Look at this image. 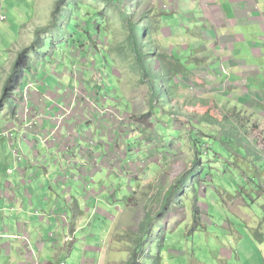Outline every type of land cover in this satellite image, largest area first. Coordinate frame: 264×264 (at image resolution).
I'll use <instances>...</instances> for the list:
<instances>
[{"label": "rangeland", "instance_id": "rangeland-1", "mask_svg": "<svg viewBox=\"0 0 264 264\" xmlns=\"http://www.w3.org/2000/svg\"><path fill=\"white\" fill-rule=\"evenodd\" d=\"M68 1L76 5L67 7ZM180 2L173 10L174 3L170 0H115L111 4L118 5L122 11L129 10L125 12L130 17L129 24L124 20L125 13L120 14L103 0H60L63 9L53 15V18L56 15L61 18L60 27H54L53 31L61 30V33L53 36L43 31L36 33V29L52 19L56 0H9L5 4L6 17L0 21V74L3 70L10 73L15 56L22 50L20 37L26 45L31 37L32 41L38 38L36 42L43 39V46L38 51H30L28 68L22 72L19 84L14 88L17 89L15 97L21 99L17 120L20 122L21 113L23 133H15L9 128L12 127L10 123L3 125L2 129H8L11 136H5L4 129L0 132V146L7 145L10 151L0 152V172L19 175L15 182L8 179L1 185L2 222L12 218L24 219L29 214V208L22 206L23 201L28 202L24 197L26 193L31 196L29 200L34 208L43 193L47 201L43 206L45 213L41 212L40 216H56L65 221L77 219L78 224L86 222L89 227H106L107 230L102 229L101 233L107 231L108 236H112L109 256L115 264H127L138 246L135 240L139 234L145 235L144 240L152 241L155 253L161 249L160 264H264V158L251 157L252 164L261 170L259 175L255 172L259 176L256 181L262 186L259 192L255 191L258 188L254 184L255 188H252L244 181L247 175L238 174L248 164L245 160L234 162L231 158V165L236 166L231 169L227 163L221 164L222 160L212 158L210 163L203 164L202 170L185 172L193 156L188 136L192 128L188 118H200L195 115L203 116L206 110L217 113L219 119L225 113L233 119L244 118L249 136L252 140L258 138V147L264 151V38L261 39L263 44L258 38L264 35V31L260 25L248 21L230 25L231 16L226 17L228 20L221 19L225 16L217 19L208 9H202L198 17V8L189 10L191 7ZM220 2L223 4L225 0ZM35 5L38 6L35 8ZM261 9L264 17V8ZM216 22L218 27L220 23L225 25L224 28L234 26L229 34H239L243 40L241 37L234 42L219 40L212 28ZM24 24L29 27L26 26L21 36ZM203 29H210L214 35L212 39L205 37L201 44L198 37ZM77 31L83 41H74L71 45L67 41L72 36L77 38L74 36ZM129 31L141 49L153 52L146 58L143 53L141 58L151 72L150 77L139 73L132 58L123 55L125 47L121 45L127 43ZM89 34L91 40L88 42ZM99 51L113 61L112 66ZM223 55L237 59V62L231 60V65L227 64L221 58ZM240 61L243 67H240ZM37 64L41 65L36 67ZM174 64L179 67L173 73L170 67ZM189 72L191 76L187 75ZM62 75L63 79L59 78ZM48 76L49 81H45ZM38 85H43L44 90L40 92L33 88ZM34 89L44 96L46 104L53 105L49 108L45 104L44 111L36 110L38 107L30 101L34 99ZM153 98L157 104L155 107H152ZM189 103L193 105L192 109L185 105ZM25 108L30 111L26 112ZM142 115L144 120L138 122L137 116ZM43 120L54 123L57 127L52 129L56 131L74 128L70 138L72 144L77 141L75 146L81 144L90 149L86 151L82 147L80 151L92 154V157L84 155V161L91 162L83 166L105 173V164L112 168L114 175L110 180L108 175L106 179L102 178L105 187L94 189L88 184L86 188L81 181L82 174L78 173L81 167L76 165L81 156L67 153V157L58 160L45 152L49 147L33 144L35 141L27 133L38 132L42 137H50L44 141L47 144L53 140L41 131ZM74 122H87L90 130L83 134L82 127L73 125ZM254 123L259 128H253ZM146 126L152 130L147 131ZM228 129L226 126L225 130ZM240 129L243 132L241 124ZM216 131L214 127L213 132ZM34 136L36 141L40 140L38 135ZM82 138L86 142L79 141ZM103 152L105 154L101 156ZM132 153L135 158H131ZM221 154L228 156L224 152ZM61 164L64 165L61 183L70 182L65 194L61 183L52 182L47 177V174L58 175ZM207 175L211 177L208 180ZM73 176H76L75 180ZM122 176L123 181L119 179ZM85 177L87 182L95 178L94 174ZM27 180H31L28 184L31 190L27 187ZM10 181L21 194L7 184ZM174 183L177 188L173 187L167 200L163 201L164 192ZM158 187L163 188L159 194ZM197 191L198 201L195 200ZM73 199L75 202H71ZM15 200L19 203L16 204ZM161 203L172 207L170 218L155 216L154 222L144 219V224H139L141 210L133 207L142 206L156 214L161 211ZM55 205L57 209L62 208L56 211L59 214H48ZM108 205L112 208L107 210ZM194 206L199 210L198 219ZM95 207L107 210L109 213L104 216L110 220L105 221L99 216L103 212L94 210ZM63 208L67 215L60 214ZM74 214H77L76 218H73ZM149 231L152 237L148 236ZM45 232L50 238L46 229ZM0 236V264H9L13 244L8 237L14 235ZM52 238L58 240L59 236ZM101 238L103 236L90 234L89 228H83L75 237V251L89 250ZM62 239L66 243L73 242L71 236ZM99 244L103 246L101 241ZM91 256L90 252L87 255L82 253V263ZM139 261L144 259L139 257ZM60 264H66V261L61 260Z\"/></svg>", "mask_w": 264, "mask_h": 264}, {"label": "crops", "instance_id": "crops-1", "mask_svg": "<svg viewBox=\"0 0 264 264\" xmlns=\"http://www.w3.org/2000/svg\"><path fill=\"white\" fill-rule=\"evenodd\" d=\"M41 1V0H39ZM57 1V0H56ZM180 3H186L185 6L191 7L189 10H196L197 8L198 10V14L199 12H201L202 9H208L210 10V12L213 14V17H216L217 19L219 17L225 16V18H221L223 20H226L227 16H231L233 19H230L229 21H231V23L228 22V24H234L237 25L239 22H246L248 21L249 23H256L258 25L261 26V31H264V17L262 16V7L264 8V0H225V2L222 4L220 1L221 0H180ZM9 0H6L5 2H0V15H3L4 17H6L5 13H4V6L6 3H8ZM55 2V1H54ZM171 3H174L172 6L173 10H175L176 6L178 8V4H179V0H170ZM35 5L34 7L36 8ZM198 17H200V14L198 15ZM228 20V19H227ZM3 21V20H0ZM26 26L29 27V24H24V30L21 32V36H23V34L25 33V29ZM38 26V25H37ZM215 27L212 26V28L214 29V32H216V34L219 35L218 39L222 40L224 42H234L233 40L240 38L243 40V37L239 34H229V30L234 27L231 26L229 28H224L225 25L220 23L219 27L217 22L214 24ZM204 27V26H203ZM224 28V29H223ZM210 30V29H209ZM208 29L205 30L203 29V31L199 34L198 39L201 41V44H203L204 42V38L207 37L208 39H212V35L211 32ZM259 40L264 38V35L259 36L258 37ZM20 48L23 49L27 46H29L32 43V37L30 39V43H28L27 45L24 44L22 42V37H20ZM241 40V41H242ZM262 43V40H261ZM263 44V43H262ZM208 48L215 50L216 48H214L213 46H207ZM226 47V45L224 46ZM19 48V49H20ZM233 48V47H232ZM236 49V48H235ZM237 50V49H236ZM220 51V50H218ZM222 52V50H221ZM238 54V53H237ZM236 55V54H235ZM231 55H229L230 57ZM16 57V56H15ZM224 60L227 61V64H230V61L232 60L233 62H237V59L234 60L230 57V59H228V57H225L224 55L221 57ZM240 67H243L242 61L239 62ZM244 63V62H243ZM225 63V65H227ZM248 64L252 65L251 61H248ZM41 64H37L36 67H38ZM231 65V64H230ZM1 67V66H0ZM9 71L7 70H3L2 74H0V132L4 129H2L3 125H5L6 123L12 126L9 128H13L15 133H23V127L20 124H24L23 120H22V115L21 113L19 114V119L20 122L17 120V113L20 110V104L17 101V103L11 107L9 105L6 104L5 99H3L2 97V92H3V87H4V82L6 80V78L8 77ZM50 76L47 77V79H45V81H49ZM59 78L63 79V75L60 76ZM33 88H36L37 90H39L40 92L42 90H44V86L43 85H38L37 87L34 86ZM34 89L33 92L35 93L34 95V99H30V101L32 103H35V105L38 107L36 109V106H34V109L36 110H40V111H44L45 109V102L43 101L44 96H40V94L37 92V90ZM58 89V88H57ZM49 91H47L48 93ZM46 93V94H47ZM58 94V93H57ZM47 96H49L47 94ZM56 96V95H54ZM59 96V94H58ZM50 97V96H49ZM17 97H13L12 100H14ZM44 103V106H42V104ZM61 103V102H60ZM46 105H48V107L50 108L53 103L48 102ZM62 107V106H61ZM59 108V107H58ZM57 108V110L59 111V109ZM44 118V117H41ZM93 124H95L98 127L97 123L92 122ZM73 125L76 126H80L82 127V131L81 133L86 134V132L88 130H90V126L89 124H87V122H83L81 124H79L78 122H74ZM38 126V125H36ZM8 127V126H7ZM5 127V128H7ZM57 126H55L54 123H49L48 121H44L41 124L40 128L42 132L47 133V136H51L52 137V141H50V144L52 146H50V144L44 143L45 140H49V138L46 137H42V133H35L33 135H31L32 133H27L26 135H29L31 137V139L33 141H35L33 144L36 145H40L43 147H49L47 150H45V152L47 151L49 153V156L51 157H56L58 158V160H61L60 158L64 159L65 157L68 156L67 153H72L75 157L76 156H81L82 158H79V162H76V165H79V167H81V169H78V173L82 174L81 176V181L85 184L86 188L88 187V184H90L94 189H98L102 187H105L104 185V181L102 178H105L108 176H110L108 179L110 180V178L114 175V173L112 172V168H109L108 165H104L105 169H107V172H103V170L101 171H91L90 169L92 168H86L84 163H90V161H84V155H89L92 157V154L89 153H84L82 151H80V149L82 147L85 148L86 151H90L89 148H86L85 146H82L81 144L78 147L75 146V142L74 144H72V142L70 141L71 136L74 134V128H63V129H59V130H54L52 128H56ZM2 129V130H1ZM80 133V135H81ZM34 135H38L40 137L39 141H36V136ZM29 137V138H30ZM84 141L86 142L85 138L80 139L79 141ZM28 144L30 145V142L27 141ZM5 146V147H4ZM33 146V145H31ZM65 147L62 148V147ZM72 146V147H71ZM71 147V148H70ZM2 150H7L9 151L7 145H2L0 146V152ZM69 151V152H67ZM10 152V151H9ZM103 154H105V152L102 153L101 156H103ZM36 155V153H35ZM37 156H40L39 153L37 154ZM97 154L94 155V157H96ZM66 160V159H65ZM62 162V161H61ZM66 162H69V160L67 159ZM70 164V163H69ZM8 166H7V170H8ZM63 168L64 165L61 164L60 166V173L57 175L55 174L54 176L47 174V177L53 182V180L58 181V183H61V178L63 175ZM9 171V170H8ZM47 172V171H45ZM95 172V173H94ZM90 174H94V179L90 182H87L86 180V175H90ZM76 176H73V180H75ZM119 178V177H118ZM122 176L121 181L125 180V178ZM8 179H13L12 181L15 182V180L19 179V175L18 174H8V172H4L1 173L0 172V188L1 185L4 183V180H8ZM80 179V178H79ZM85 181V182H84ZM31 182L27 180V187L29 190H31V188H29L28 184ZM70 182H63L62 184V188L65 194L68 188V184ZM7 184L15 190V192L20 193V190H17V187L10 181L7 182ZM19 188L21 186L17 185ZM138 186V185H137ZM138 188V187H137ZM136 188V189H137ZM138 190H141L140 188H138ZM138 190H134L133 192H137ZM92 191V190H89ZM41 192V191H40ZM132 192V193H133ZM128 194V193H127ZM27 196H23L26 197L27 201H23V207L25 209H27V207L29 208V214H26V217L22 220H18L16 218H12L11 216L9 218H12L10 221L8 220L7 222H2L0 219V235L3 234H9V235H14V237H8L11 239L12 242V246H13V255L10 257V262L9 264H60L61 260H65L66 264H72L73 261L76 262V264H115L114 260L112 259L111 256H109V252L111 251V235L108 236L107 231H104L101 233L102 229L103 230H107L106 227L103 226H97L96 228L93 227H89L86 226V222L85 223H79L78 224V220L77 219H73L71 221H65L64 223H62L61 221L59 222L57 217L54 216L56 213L59 214V212H56L58 209H62V208H56L57 205L53 206L51 208V210L48 211V214L53 215L54 217H49V218H45V216H40L41 212L44 214V208L43 206H45L44 204L46 203V197L44 196L43 193H41L40 197H39V202L36 208L35 205L29 200L30 199V195L29 193H26ZM93 198V197H90ZM66 199V197H65ZM95 200V199H93ZM21 201V199H20ZM75 200H71V202ZM105 202V201H104ZM15 203L18 204L19 200H15ZM124 203V202H122ZM127 205V204H126ZM15 206V205H14ZM17 206V205H16ZM124 206V204H123ZM134 206H139L137 204H134ZM0 207H3V198L0 195ZM115 207V206H113ZM129 208V206H127ZM112 205H108L107 206V210L111 209ZM134 209L138 208L140 209L141 212L140 214H138L139 216V222H141L145 216H149L151 218L150 222L152 223V220L154 219L152 216H155V212H148V210L145 209L141 206L140 207H133ZM95 209H100L103 212V215H99V216H103L105 219V221L110 220L107 219V217L104 216V213L108 214L109 212L107 210H103L101 208L95 207ZM115 210V208H114ZM60 214H66V209L63 208V213ZM77 214L73 215V218H76ZM155 221V219H154ZM93 222H95V220H93ZM92 222V223H93ZM99 222V221H98ZM111 222V221H110ZM100 224V223H98ZM89 228L90 234H92L94 237H100L103 236V238H101V240L97 241L96 244H92V246H90V249L87 250L83 249L82 253L84 255V252L87 254H89V252L91 253V257H87L86 262L82 263V253L75 251L76 250V242H75V237L78 235V232L83 230V228ZM45 229L49 232V237L46 235ZM109 229V228H108ZM111 230V229H110ZM150 232V231H149ZM29 234L30 237V244L31 247L33 249V255L29 256V254H27L24 249H23V242H21V240L17 239L15 236L17 235H22V234ZM150 234H152V232H150ZM58 235L59 239H54L52 238V236ZM61 235V236H60ZM104 235L106 236V238H104ZM66 236H71L73 239V242L71 244V241L69 243L63 242L62 237H66ZM140 236V234L136 237V239H138V237ZM1 237V236H0ZM3 237V236H2ZM6 238V237H5ZM56 241V242H55ZM102 242L103 246L100 247L99 242ZM55 242V244L53 243ZM145 242H148L147 240H145ZM152 242V241H150ZM153 244V243H152ZM231 254V253H230ZM229 254V255H230ZM73 258V259H72ZM6 264H8L6 262Z\"/></svg>", "mask_w": 264, "mask_h": 264}, {"label": "trees", "instance_id": "trees-1", "mask_svg": "<svg viewBox=\"0 0 264 264\" xmlns=\"http://www.w3.org/2000/svg\"><path fill=\"white\" fill-rule=\"evenodd\" d=\"M103 1L107 5L108 4L112 5L113 8H115L122 15L125 12L129 11V10L122 11L121 9H119L118 5L111 4V3H114L115 0H103ZM59 3H60V0H57L55 3L54 9H52V13H51L52 19H50L46 25L38 27L36 29V33H40L43 31V32L52 34V36L58 35L61 33V30L57 31V32L53 31L54 27H56V26L60 27L59 22L61 21V18L57 17V15H56V18H53V15H55L56 13L60 12L63 9ZM74 5H76V4H74L70 1L67 2V7L73 8ZM75 10L78 11L77 8ZM123 17L125 18L124 20H127L128 23L131 24L129 15L127 16L125 13V15H123ZM64 19H66V18H64ZM50 30H51V32H50ZM146 31H147V29L145 28V36H147ZM52 32H54V34ZM76 33L77 34L74 36H76L77 38L73 37L71 34V36H72L71 39H69L67 41L71 45L73 44L74 41H80V42L83 41V40H80L79 31H77ZM98 33H100V31ZM37 39L32 41V43L29 46L23 48L22 50H20L18 52L16 59L12 65L11 71H10L8 77L6 78L5 82H4L2 97H3V99H5V102H7V101L11 102V104L9 105L11 107L14 105V103L16 104L17 99L15 98L14 100H12L16 94V91H17V89H14V88L19 84V81H20L21 76H22V72L28 68L27 63H28V60L30 58V56H29L30 51L31 50H32V52L34 50L38 51V49L43 46L42 45L43 39L36 42ZM89 40H91L90 34L88 35L87 41L89 42ZM121 46L125 47V51H124L123 55L127 58H132L133 64L138 67L139 73L141 72L142 74H146L150 77L151 72L147 68L145 61L142 60L141 58H142L143 53H144V58H146V56L152 55L153 52H151V49L150 50L141 49L139 47V44L136 43L135 37L134 36L132 37L130 31L128 32L127 43L123 44ZM99 53L102 56H104V58L107 60V62L108 61L110 62V64H108V65L112 66L113 61H111L106 54H103L102 51H99ZM178 67H179V65L174 64L170 67V69H172L171 71L174 73L176 70L178 71ZM187 75L191 76V73L189 72V74H187ZM142 79H144V77H142ZM185 105H187V107L192 109L193 105H191V103L185 104ZM155 106H157V104L155 102V98H153L152 107H155ZM150 112L152 113L151 110H150ZM190 112H188V113H190ZM191 113H193V112H191ZM148 114H150V113H148ZM214 114H216V115H214ZM171 115L176 116V114H173V113H171ZM146 116H148V115H146ZM185 116H188V114L186 112H185ZM195 116L200 117V118H190V119L188 118V123L192 128L191 130H189L188 136H189L190 148H191V151L193 152V156L190 159L188 165L186 166V167H188V171H185V172H187V173L192 172V171L196 172L198 169L202 170L203 164H205V162L210 163L212 161V158H214V160H217V159L222 160L221 164L227 163L229 166H231V169L233 167H236V166L231 165V160H230L231 158L234 160V162H235V160H237V161L238 160H245L248 164L245 165L244 170H239L238 174L239 175H247L248 177L244 181L245 182L247 181V183L251 184L252 188L257 187L258 190H255V191L259 192V190L262 189V186H261V184H259L256 181V179L259 177L258 175H259L261 170L257 166L252 164L251 157L253 155H255L257 157H263L264 158V151L258 147V144H259L258 138H256L255 140H252V137L249 136V130L246 126L247 124H245L244 118H238L237 117V119L236 118L233 119V118H230V116L225 113V114L221 115L222 117H221V119H219V116L217 117V113H212L211 110H206L205 114L203 116H199V115H195ZM149 117L151 118V116H149ZM143 120H144L143 115L137 116L138 122H142ZM237 120H239V122ZM240 124H241V127L243 128V132L240 129ZM221 126H223V127H221ZM226 126H228V128H229L228 130H225ZM214 127H216V129H217L216 132H213ZM146 128H147V131L152 130V127L148 128L146 126ZM253 128H259L257 126V123L253 124ZM173 130H175L174 127H173ZM161 137H163V136H161ZM162 139H161V141L163 142L164 138H162ZM221 152L226 153V155H228V156L223 157ZM132 156H135V154L132 153ZM255 172L258 175H255ZM210 178L211 177L207 175L206 180H208ZM200 184H202V182H200L199 185ZM252 184H254L255 187ZM177 186H178L177 183L176 184L174 183L171 189H168L167 191L164 192L163 201L167 200L166 197H168L171 194L173 187L177 188ZM205 187L207 189V186H205ZM161 190H163V188L158 187L157 194L161 193ZM198 194H199V191H197V193H195V200H197V201H198V199H197ZM263 194H264V192H263ZM167 204L161 203L160 204L161 211H160V213L156 212L155 216H158V217L162 216L160 218H170V211H171L172 207H168ZM193 211H194L196 219H198L199 210L197 209L196 206H194ZM155 216H152V217L155 219ZM144 219H150L151 220V218L149 216H145ZM144 219L141 222H139V224H141V223L144 224ZM154 219H153V222H154ZM148 236L152 237V235L149 233H148ZM144 238H145V235L142 234L138 237V239H136L137 241L135 240V243L138 246L136 247L135 251L132 252V255H131L130 259L128 260L127 264H160L161 263V260H162L161 249L158 248L157 249L158 251H156V253H155L153 251V248H152V245H153L152 242L148 241L145 243ZM141 249H142V251H141ZM145 254H146V256H145ZM144 256H145V258H144ZM139 257L144 259V261L140 262Z\"/></svg>", "mask_w": 264, "mask_h": 264}, {"label": "built area", "instance_id": "built-area-1", "mask_svg": "<svg viewBox=\"0 0 264 264\" xmlns=\"http://www.w3.org/2000/svg\"><path fill=\"white\" fill-rule=\"evenodd\" d=\"M4 0H0V2H3ZM5 19V17L3 16V15H0V20H4ZM25 111L26 112H29L30 111V109H28V108H25ZM25 130H26V128H25ZM3 134L5 135V136H11V133H10V131L8 130V129H4L3 131ZM62 215V214H61ZM64 215V214H63ZM58 221L60 222H62V223H64V220L63 219H58ZM17 239H19V240H21L22 242H23V249H24V251L27 253V254H29V256H32L33 255V249H32V247H31V244H30V237H29V234L27 233V234H22V235H17V236H15Z\"/></svg>", "mask_w": 264, "mask_h": 264}, {"label": "clouds", "instance_id": "clouds-1", "mask_svg": "<svg viewBox=\"0 0 264 264\" xmlns=\"http://www.w3.org/2000/svg\"><path fill=\"white\" fill-rule=\"evenodd\" d=\"M6 0H4L3 2H5ZM2 2V3H3ZM14 61H15V58H14V60H13V63H14ZM17 99V101L19 102L21 99L20 98H16ZM17 101H16V103H17ZM134 154V153H133ZM131 158H135V156H131Z\"/></svg>", "mask_w": 264, "mask_h": 264}]
</instances>
